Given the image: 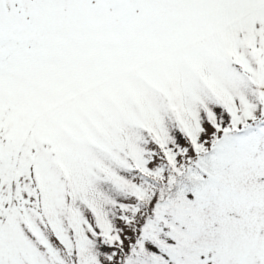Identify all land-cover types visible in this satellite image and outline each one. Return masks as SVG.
Here are the masks:
<instances>
[{"label":"snow or ice","instance_id":"obj_1","mask_svg":"<svg viewBox=\"0 0 264 264\" xmlns=\"http://www.w3.org/2000/svg\"><path fill=\"white\" fill-rule=\"evenodd\" d=\"M0 264H264V0H0Z\"/></svg>","mask_w":264,"mask_h":264}]
</instances>
